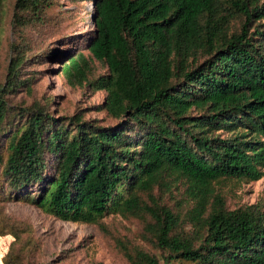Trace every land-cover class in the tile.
<instances>
[{
    "label": "trees",
    "instance_id": "16d2710c",
    "mask_svg": "<svg viewBox=\"0 0 264 264\" xmlns=\"http://www.w3.org/2000/svg\"><path fill=\"white\" fill-rule=\"evenodd\" d=\"M91 57L59 58L73 86L105 91L115 123L13 107L25 54L0 84V203L33 204L67 221L147 220L156 253L124 247L130 264H264V208L230 209L227 181L264 176V0H94ZM17 27L44 22L52 0H0ZM259 22V23H257ZM97 60L107 71L95 76ZM26 86V87H27ZM155 189L181 194L186 213ZM5 264H33L17 229Z\"/></svg>",
    "mask_w": 264,
    "mask_h": 264
},
{
    "label": "rangeland",
    "instance_id": "374dc122",
    "mask_svg": "<svg viewBox=\"0 0 264 264\" xmlns=\"http://www.w3.org/2000/svg\"><path fill=\"white\" fill-rule=\"evenodd\" d=\"M44 22L17 27L11 23V5L0 24V84H5L9 66L17 49L25 54L20 79H30V86H22L8 94L13 107H26L37 102L53 116H83L100 125L115 123L101 108L105 91H91L87 86H71L61 71L59 58L72 52H83L91 57L86 45L95 28L94 0H52ZM263 1V0H261ZM263 23L264 20L259 21ZM257 22V23H259ZM95 76L107 68L92 61ZM230 209L258 204L264 208V176L258 181H227L219 187ZM161 204L186 213L187 203L181 194L155 189ZM0 220L12 224L23 237L25 247L18 243L26 261L33 264H130L124 247L141 246L153 253L157 249L148 240L147 220L113 214L98 224L59 219L43 209L20 201L0 203ZM1 221V222H2ZM14 241L12 234L0 235V264Z\"/></svg>",
    "mask_w": 264,
    "mask_h": 264
},
{
    "label": "water",
    "instance_id": "95a60500",
    "mask_svg": "<svg viewBox=\"0 0 264 264\" xmlns=\"http://www.w3.org/2000/svg\"><path fill=\"white\" fill-rule=\"evenodd\" d=\"M96 5V4H95ZM96 19V17L95 16H93V20H95Z\"/></svg>",
    "mask_w": 264,
    "mask_h": 264
}]
</instances>
